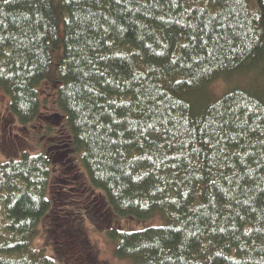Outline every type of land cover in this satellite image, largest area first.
Instances as JSON below:
<instances>
[{
	"label": "trees",
	"instance_id": "trees-1",
	"mask_svg": "<svg viewBox=\"0 0 264 264\" xmlns=\"http://www.w3.org/2000/svg\"><path fill=\"white\" fill-rule=\"evenodd\" d=\"M46 85L116 258L264 264V0H0L12 121L35 124ZM51 180L45 153L0 160V264H59L35 246Z\"/></svg>",
	"mask_w": 264,
	"mask_h": 264
},
{
	"label": "rangeland",
	"instance_id": "rangeland-1",
	"mask_svg": "<svg viewBox=\"0 0 264 264\" xmlns=\"http://www.w3.org/2000/svg\"><path fill=\"white\" fill-rule=\"evenodd\" d=\"M240 80L235 79L231 84H241ZM229 85V81L220 79L208 87L207 94L216 97ZM40 94L45 97L46 104L38 120L34 125L20 127L12 121L7 110V97L0 88V160L25 150L45 153L52 161V212L41 221L40 236L35 246L59 264H131L128 260L116 258L113 243L105 231L94 229L91 222L78 213L81 209L79 203L89 200L92 195L82 188L78 157L67 146L63 119L56 114L53 105L52 89L42 86ZM84 192L88 193L87 197L83 196ZM111 222L119 230L137 231L163 225L165 220L159 215L146 220L116 216Z\"/></svg>",
	"mask_w": 264,
	"mask_h": 264
},
{
	"label": "bare ground",
	"instance_id": "bare-ground-1",
	"mask_svg": "<svg viewBox=\"0 0 264 264\" xmlns=\"http://www.w3.org/2000/svg\"><path fill=\"white\" fill-rule=\"evenodd\" d=\"M37 256V255H36Z\"/></svg>",
	"mask_w": 264,
	"mask_h": 264
}]
</instances>
